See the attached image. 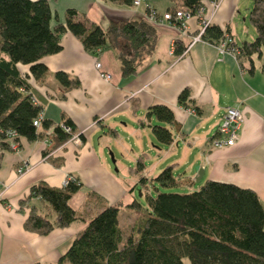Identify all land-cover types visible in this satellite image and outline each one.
Masks as SVG:
<instances>
[{
	"label": "crops",
	"instance_id": "1",
	"mask_svg": "<svg viewBox=\"0 0 264 264\" xmlns=\"http://www.w3.org/2000/svg\"><path fill=\"white\" fill-rule=\"evenodd\" d=\"M240 2L223 0L212 24L225 30L237 46L256 37L254 29L246 32V37L237 36L241 27L237 22ZM49 3L53 25H65L69 9L79 19L88 20L102 30L113 20L142 19L139 10L106 0H49ZM145 4L160 16L182 6L174 0H146ZM247 22L248 18H244V25ZM187 27L190 32L185 37L165 24L155 27L158 40L155 52L142 61L137 76L127 79L122 77L115 49L104 47L88 53L68 32L59 36V53L41 60L47 70L42 79L31 78L28 66H18L20 73L29 78L33 100L51 128L37 129L39 138L34 141L20 137L19 150L6 151L0 158V264H55L89 220L85 218L67 228L56 227L45 235L26 230L24 220L33 205L39 213L46 212L49 218H54L52 210L37 198L27 203V209L20 208L34 184L44 182L49 187L63 188L65 178L73 176L82 187L69 201L70 206L77 197L95 202L87 195L88 191L102 196L108 205H120L137 181L136 176L135 180L121 181L110 173L107 157L110 148L122 156V160H113L116 164L125 161L133 167L139 153L147 151L149 157L153 155L158 160L157 166L171 162L173 173L182 168L190 183L197 177L193 169L199 165L203 174L198 180L233 183L250 189L264 208V52L248 60L236 59L205 41L191 44L198 24L191 20ZM247 28L246 25V31ZM176 42L186 49L179 57L170 54ZM96 63L101 64L102 73L110 75L109 82L100 78ZM58 73L65 74L77 86L72 89L60 86L55 77ZM183 90L189 93L188 107L178 104ZM156 106L171 110L175 118L172 126L146 116ZM233 106L244 115L239 140L229 147H213L211 142L217 137L221 117L225 109ZM67 121L73 127V135H79L80 143L67 140L54 146L53 128ZM151 126L167 128L174 138L173 144L165 145L166 148L159 143L150 147ZM23 162L30 168L17 175L16 170ZM146 173L154 172L149 173L144 166L140 177ZM200 184L190 188L196 189ZM129 204L125 206L131 212Z\"/></svg>",
	"mask_w": 264,
	"mask_h": 264
},
{
	"label": "trees",
	"instance_id": "2",
	"mask_svg": "<svg viewBox=\"0 0 264 264\" xmlns=\"http://www.w3.org/2000/svg\"><path fill=\"white\" fill-rule=\"evenodd\" d=\"M106 1L129 7L134 2ZM206 1L210 0H182L179 9L168 12L184 10L194 16ZM250 2L248 21L256 35L252 42L237 46L225 30L214 25L205 30L202 40L220 46L228 37L231 40L228 46L239 51L238 59L260 56L264 52V0ZM53 19L49 0H0V145L4 151L10 148L4 135L7 131L30 142L39 138L37 129L51 128L43 118L40 128L33 126V121L43 112L33 100L29 78L20 73L18 66H28L31 78L42 79L47 70L41 60L59 53L61 34L71 33L88 53L104 47L115 49L125 79L137 76L142 61L155 52L158 42L156 29L143 19L113 20L103 30L88 20L79 19L70 9L65 14V25H53ZM174 50V55L179 57L186 49L176 42ZM55 77L63 88L77 86L63 73ZM188 103L189 93L183 90L178 104L188 107ZM146 116L169 126L175 123L171 110L165 106L150 108ZM63 126L71 133L64 132ZM151 131L160 145L173 144L174 138L167 128L151 126ZM72 134L73 127L68 121L54 127V146L62 145ZM141 158L137 159L136 172L143 168ZM172 169L171 165L165 166L153 180L164 189L176 187ZM75 180L63 188L49 187L44 182L32 185L20 208L37 198L52 210L54 218H49V213H39L33 205L24 220V228L45 235L56 227L67 228L78 219L85 221L69 205L82 187ZM144 180L140 177L139 183L146 185ZM156 193L154 196L146 193L145 205L136 200L128 205L136 214L127 232L119 226V206L108 205L102 196L88 191L87 195L95 200L99 210L55 264H186V261L189 264H264V208L254 191L233 183L207 180L197 190L187 193Z\"/></svg>",
	"mask_w": 264,
	"mask_h": 264
},
{
	"label": "rangeland",
	"instance_id": "3",
	"mask_svg": "<svg viewBox=\"0 0 264 264\" xmlns=\"http://www.w3.org/2000/svg\"><path fill=\"white\" fill-rule=\"evenodd\" d=\"M174 1L177 2L178 5H180L179 3H180L181 0H174ZM251 6H252V2H250V0H241L240 5H239V11H240L241 15H237L238 16L237 22H238V24L241 27L238 29L237 36L243 35L244 37H246V32L250 33L252 31V29H253L251 24H249L247 22L246 25L248 26V28H247V31H246V29H245L246 25H244V23H243V19L244 18H246V19L248 18V15H249L248 11L250 10ZM143 9L142 8L138 9L140 11V15H141ZM138 10L135 9L134 11H138ZM177 11L179 12V10H177ZM202 42H203V40H202ZM189 111L193 112L191 110H189ZM75 137H78V138L76 139ZM151 137H152V142H151L152 144L150 145V147H152V145H158V142L154 138L153 134L151 135ZM79 139H80L79 136H77L76 134H74V135L72 134L67 140L69 142H71V143H77L78 144V143H80ZM16 142L19 145V142L18 141H16ZM45 144L47 145L49 143H45ZM211 145H212V142H211ZM19 147H20V145L18 146L17 149H13V150L10 147L8 149V151H10V150L18 151ZM162 147L166 148L165 145H163ZM4 152H6V151H4ZM3 153H2V155H3ZM145 153H147V154H145ZM145 153H143L142 151L139 153L140 157H142L141 161H142L143 165L146 167V169H147V171L149 173H153L154 172L152 175L146 173V176L145 175L143 176L145 178V180H144L145 182L144 183H146V185L143 184V183L142 184L139 183V178H140V176L143 173L144 166H143L141 171L136 172V170H137L136 169L137 162L135 163V165L133 167L129 166V163L125 162V161H122L123 163L120 162L119 164L118 163L116 164L115 162H113V160H117V161L122 160L121 154L118 153L117 151H115L113 148H110V151H108V153H107L108 161L111 163L110 164L111 165L110 173H112L116 177H119V179L121 178V181L124 178H128V179L132 178V179L135 180V176H136V181H137L136 182L137 183L136 187H132V189H130L128 191V193L126 194L125 199L121 201L120 205H117V206H119V208H121L120 211H119V214H118L119 226L121 228H123L124 231H127V232L130 230V227L133 225L136 213L134 212L133 209L130 212L126 208L125 204L132 203V199L133 198L135 200H137L141 205H145V195H146V193L150 194L151 196H154L155 194H157L156 192H162V193H165V192L187 193L188 191H193V190H197L198 189V188H196V189L194 188L193 189V188H190V187H195V185H197L198 183L202 184L204 182V180L203 181H200V180L196 181L194 179V181L191 180L192 182L190 183V181H187V179H185V177H184V170L182 168L178 167L177 169H175V171L173 173V177L177 181L178 185H176V187L165 188L164 189L157 182H155L153 180V178L157 174H159L164 169L165 166L170 165L171 162H168V164H167V162H164L162 165L157 166L156 161H158V160H154L153 159V157H154L153 155H151V157H149L150 156L149 152L146 151ZM164 153H165V150H163V154ZM147 157H149V158H147ZM165 160L167 161V159H165ZM29 168H30V166L27 165L26 162H23L20 165V167L16 170V173H17V175H20V174L26 172ZM129 168H131V169H129ZM68 177H66V178H68ZM66 178H65V180H67ZM72 180L76 181L75 178L72 179ZM90 199H92V198H90ZM121 205H123V207ZM71 206L73 208H75L77 210V213L81 214L82 218H84V219L85 218L86 219H90V217H92L94 215V213L99 210V207L98 208L95 207V206H97V203H95V202H93L91 200H88L87 202H84V198L83 197L75 198V200H73L71 202ZM27 208L28 207L26 206L25 209H27ZM80 220L81 219H78V221H76V223H78V222L80 223L81 222ZM186 264H189V262L186 261Z\"/></svg>",
	"mask_w": 264,
	"mask_h": 264
},
{
	"label": "built area",
	"instance_id": "4",
	"mask_svg": "<svg viewBox=\"0 0 264 264\" xmlns=\"http://www.w3.org/2000/svg\"><path fill=\"white\" fill-rule=\"evenodd\" d=\"M223 0H210L201 3V7L198 9V12L192 16L188 12L184 10H179L173 13H166L164 15H159L156 10L148 5L145 4L144 0H134L132 4V8L135 10L143 9L140 18H142L145 22H147L152 27L162 26L163 24L174 28L175 31L178 32L179 36L185 37L190 32L189 28L187 27V23L191 20H195L198 24V30L194 37H192L191 44L196 42H202V35L204 34L205 30L213 24V20L222 7ZM231 43V40L227 37V41L222 42L220 46H217L221 53L230 54L237 59L239 55V51L236 48H231L228 44ZM170 54H174V50L172 48ZM96 70L98 71L100 78L104 82H109L111 80L110 75L101 72V64L96 63L95 66ZM190 112V111H189ZM193 113V112H190ZM224 115L221 117V121L217 128L215 137L212 140V145L216 148L218 147H229L235 145L239 140L238 133L240 129L244 125V115L241 113L240 110L236 106L228 107L225 109ZM43 118V113L33 121V126L35 128H40L41 120ZM62 130L66 133H71L67 127H62ZM4 135L7 137V142L9 143L11 149H17L19 142V137L12 131H7ZM79 136V135H77ZM74 138V137H73ZM76 139L78 137H75ZM17 143V144H16ZM45 143H48L45 141ZM49 145V144H47ZM4 150L0 145V154L3 153ZM22 169V168H21ZM62 183V186L65 187L69 182H73L71 178H66Z\"/></svg>",
	"mask_w": 264,
	"mask_h": 264
},
{
	"label": "water",
	"instance_id": "5",
	"mask_svg": "<svg viewBox=\"0 0 264 264\" xmlns=\"http://www.w3.org/2000/svg\"><path fill=\"white\" fill-rule=\"evenodd\" d=\"M194 170L196 171L197 177L195 178L196 181L200 178V176L203 174V170L199 167V165L194 167Z\"/></svg>",
	"mask_w": 264,
	"mask_h": 264
},
{
	"label": "bare ground",
	"instance_id": "6",
	"mask_svg": "<svg viewBox=\"0 0 264 264\" xmlns=\"http://www.w3.org/2000/svg\"><path fill=\"white\" fill-rule=\"evenodd\" d=\"M65 182V181H64Z\"/></svg>",
	"mask_w": 264,
	"mask_h": 264
}]
</instances>
